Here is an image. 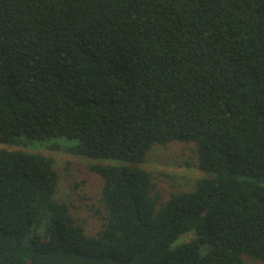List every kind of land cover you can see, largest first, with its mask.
<instances>
[{"label":"trees","instance_id":"obj_1","mask_svg":"<svg viewBox=\"0 0 264 264\" xmlns=\"http://www.w3.org/2000/svg\"><path fill=\"white\" fill-rule=\"evenodd\" d=\"M51 137L106 220L56 198L52 156L0 147V264H264V0H0V143ZM173 141L203 175L161 200L142 164Z\"/></svg>","mask_w":264,"mask_h":264},{"label":"rangeland","instance_id":"obj_2","mask_svg":"<svg viewBox=\"0 0 264 264\" xmlns=\"http://www.w3.org/2000/svg\"><path fill=\"white\" fill-rule=\"evenodd\" d=\"M32 142V143H31ZM29 145H6L8 149H24L50 155L54 159V168L58 173L56 198L69 205L70 212L89 234L95 233L105 222L107 211L102 201V180L89 171L90 160L64 151L65 146L75 143L65 137H51L30 141ZM58 144L59 149L48 145ZM142 166L153 178V194L166 200L171 193L190 190L196 180L203 175L197 166V153L194 143L173 141L166 145L155 144L147 152ZM181 235L178 241L189 239ZM245 264H263L251 257L245 258Z\"/></svg>","mask_w":264,"mask_h":264}]
</instances>
